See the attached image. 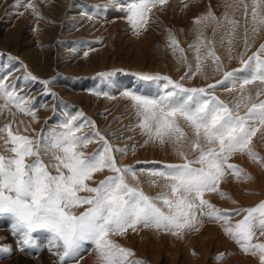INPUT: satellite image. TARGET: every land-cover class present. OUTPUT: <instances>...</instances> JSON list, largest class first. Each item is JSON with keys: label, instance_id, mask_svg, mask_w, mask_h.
I'll use <instances>...</instances> for the list:
<instances>
[{"label": "snow or ice", "instance_id": "snow-or-ice-1", "mask_svg": "<svg viewBox=\"0 0 264 264\" xmlns=\"http://www.w3.org/2000/svg\"><path fill=\"white\" fill-rule=\"evenodd\" d=\"M20 3L16 0L12 7ZM167 3L168 0H106L81 15L92 20L114 9L124 13L133 33L140 35L151 23L153 9ZM26 7L40 15L31 0ZM224 7L226 10L219 17L209 7L193 20L197 36L188 47L194 50L195 70L168 30V47L173 54L179 52L178 62L186 65L184 74L173 80L168 75L134 73L139 80L154 83L155 91L146 93L138 86L120 91L135 112V127L146 137L145 144L170 145L179 162H151L152 167L139 170L135 165L118 164L115 153L126 154L127 146H114L82 112L66 113L56 127L41 130L35 136L14 131L11 123L0 126V141L10 153H0V222L8 221V233L15 238L14 245L0 244V253L38 251L46 246L58 258L57 264H72L74 260L79 264L77 257L90 244L98 264H143L133 259L131 249L112 237H123L129 230L136 232L139 226L180 236L186 230H199L202 218H207L219 223L223 233L243 253L258 257L259 264H264V241L257 240V233L264 236V200L251 207L224 209L205 198V194L212 193L237 203L221 188V182L229 175L236 181L252 179L242 167L230 162L237 154H246L264 170V157L252 147L253 138L264 129V42L245 58L249 35L254 37L264 29V0H224ZM229 9L243 17V47L236 57L233 42L241 21L229 15ZM209 23L213 25V37L226 25L219 43H227V59H238L239 67L225 70L224 61L215 50L217 41L204 36ZM209 60L220 78L199 87L185 86L183 81L193 77L207 79L204 69ZM7 70L6 65H0V110L11 105L35 120V98L18 94L15 82L6 83L8 76L3 73ZM112 75L97 73L109 83ZM41 83L45 94L55 95L47 87L49 80ZM250 86H255V91ZM218 89L234 93L232 99H221ZM91 91L114 98L108 91ZM86 126L91 127L88 133L83 131ZM93 142L98 143L95 150L83 151ZM44 156L51 157L48 163ZM104 170L111 174L92 186L95 174ZM141 175L147 176L153 187L163 181L162 190L155 195L146 194L139 186ZM129 177L136 183H129ZM81 207V211H75ZM241 214L240 219H231ZM40 232L48 234L46 245L38 240L36 234ZM226 255L220 253L215 259Z\"/></svg>", "mask_w": 264, "mask_h": 264}, {"label": "rangeland", "instance_id": "rangeland-1", "mask_svg": "<svg viewBox=\"0 0 264 264\" xmlns=\"http://www.w3.org/2000/svg\"><path fill=\"white\" fill-rule=\"evenodd\" d=\"M28 2L29 0H21L18 7H12L16 4V0H0V33L2 31L0 34V65L7 66L8 70L3 73L8 76L6 83L15 82L18 94H27L29 98H35L34 107L37 118L33 120L31 115L19 112L9 105L8 108L0 110V126L11 123L14 131L18 130L21 134L35 136L41 130L47 131L49 128L56 127L66 118V113L76 115L78 112H82L84 117L95 122L96 129L114 146L121 148L127 146L126 154L115 153L118 164L135 165L139 170L152 167L151 162H160L161 164L179 162V157L173 153L170 145L161 146L151 142L145 144L146 137L135 127L137 122L135 112L130 102L120 96V91L125 87L135 86L134 83L138 78L134 73L168 75L173 80H179L184 74L186 65L182 61L178 62L179 52L173 54V51L168 47V30L172 31L179 46L185 50L188 62L193 65V70H195L194 50H190L188 47L197 36V28L193 24V20L206 13L209 7L218 17L221 16L226 10L224 0H168L163 8L158 6L153 9L155 15L147 29L140 35H135L131 31L130 25L123 18L125 14L114 9L110 8L103 15L92 20L81 15L85 11L91 12L93 5H102L106 0H31L40 13L39 16H36L32 9L26 7ZM121 2L125 3L122 0ZM228 13L241 21V26L237 29L236 39L233 42V56L236 57L243 47V17L240 12L233 13L230 9ZM120 22L127 28L126 31L129 34L126 36L132 39V41H126L122 46L117 43L116 39V34L120 31L117 23ZM212 27L213 25L209 23L208 27L204 29V36L217 41L215 50L224 61L225 70L239 67L238 59L233 58L230 61L227 59V43H219L226 25L217 30L215 37L212 36ZM262 42H264V29H261L259 34L254 37L249 35L250 47L245 53V58L251 55ZM45 50L48 52L47 56L44 55ZM85 52H88L87 56L84 55ZM203 52L202 49L201 54ZM13 57L16 59H12ZM90 69L92 70L90 71ZM101 72L113 73L110 78L111 83L97 76V73ZM204 73L207 79L204 76H197L185 80L183 83L187 87H199L214 82L221 75L213 71L210 60L205 65ZM28 74L36 79H30ZM53 77H55L54 80ZM124 78H128L126 83L123 82ZM44 80L50 81L47 87L55 94L54 96L45 94V86L41 83ZM250 87L252 91H255V86ZM93 89L108 91L114 98L94 95L91 91ZM217 95L227 102L232 99L234 93L218 89ZM0 104H3L2 100H0ZM42 105H47V107H42ZM126 125L127 127H125ZM25 128L28 129L27 132L24 131ZM83 131L88 133L91 131V127L86 126ZM97 147L98 143L93 142L88 144L83 151L91 153ZM252 147L261 157H264V129L253 138ZM0 153L10 154L5 151L3 141H0ZM190 155L192 154L190 153ZM43 159L45 163H48L51 157L44 156ZM137 161L141 163L137 164ZM230 162L238 164L252 177L249 181H236L229 175L221 182V188L237 203L233 204L212 193L205 194V198L217 207L224 209L251 207L264 200V170H261L260 163L250 160L246 154H237ZM50 170L55 171L54 169ZM110 174L107 170L97 173L90 183L95 186L96 181ZM128 181L132 184L136 183L131 177L128 178ZM147 181V176H140L139 186L146 194L155 195L162 190L163 181H160L155 187ZM81 210L82 207L75 211ZM242 215L232 216L231 219L238 220ZM0 223L7 227L4 234L0 230V244L14 245L15 238L8 233V221L3 220ZM40 234H36L39 242L46 245L47 238L42 239ZM218 234L220 236H217ZM44 235L48 236L47 233ZM5 237L7 238L5 239ZM40 237L44 241H41ZM211 237H216L218 240L217 247L214 245L207 247L208 241L214 242L210 239ZM112 238L123 247L131 249L134 253L133 259L140 260L143 264H179L182 257L185 258L186 264H191L190 261L199 262L198 264L203 262L204 264H229L232 257L237 255V250L245 255L242 257L243 259L251 257L258 261V257L243 253L238 245L223 233L219 223L207 218H202L199 230H186L180 236L172 235L165 230L158 231L151 227L139 226L136 232L129 230L123 237L114 236ZM257 240L264 241V236L257 233ZM227 241L230 245L225 244ZM228 247H232L233 251L228 250ZM45 249H47L46 246H43L38 251H20L19 253V250H14L12 253H0V262L11 260L15 254H21L27 258L34 255L38 257ZM204 252L207 254L205 255ZM220 253L227 255L223 259H215ZM48 254L53 257L49 258L50 262L57 264L58 258L51 252ZM87 254L91 255L89 264H98L90 244L86 245V250L77 257L79 264H83L81 261ZM38 261L42 263V257H38ZM239 262L240 260L236 263L233 261V264H239ZM17 263L19 264V262L13 264ZM72 264H77L76 260Z\"/></svg>", "mask_w": 264, "mask_h": 264}, {"label": "bare ground", "instance_id": "bare-ground-1", "mask_svg": "<svg viewBox=\"0 0 264 264\" xmlns=\"http://www.w3.org/2000/svg\"><path fill=\"white\" fill-rule=\"evenodd\" d=\"M123 2H125V3H129L131 0H122ZM157 11V10H156ZM155 12V11H154ZM155 15V14H154ZM159 16V15H158ZM118 25H119V32L116 34V39H117V43L120 45V46H122V45H124V43L126 42V41H132V39H130V37H128V36H126V34H129L128 33V31H126L127 30V28L123 25V23L122 22H120V23H117ZM128 25V24H127ZM128 27V26H127ZM12 29V28H11ZM13 31H14V29H13ZM132 31V30H131ZM19 32V31H18ZM1 33H2V31H1ZM0 33V34H1ZM4 33H5V31H4ZM10 33H12V32H10ZM17 33V32H16ZM13 34V33H12ZM11 34V35H12ZM21 35H23V34H21ZM126 36V37H125ZM128 37V38H127ZM51 45V44H50ZM50 45H48V46H50ZM8 46V45H7ZM19 47V46H18ZM9 48V47H8ZM51 48V47H50ZM46 50H48V47H46ZM46 50H45V54L44 55H46L47 56V53L48 52H46ZM26 51V50H25ZM33 57V56H32ZM37 66V65H36ZM88 68V67H87ZM86 69V68H85ZM89 69V68H88ZM88 69H86V70H88ZM75 70H77V69H75ZM84 70V69H83ZM85 70V71H86ZM92 69H90V71H91ZM125 77V76H124ZM128 80V78H124V80H123V82H125L126 83V81ZM129 82V81H128ZM134 85L135 86H138L139 87V89L140 90H143V91H145L146 93H152V92H154L155 91V84L154 83H149V82H144V81H141V80H139V79H137L136 80V82L134 83ZM69 93H71V92H69ZM7 227L4 225L3 226V224H1L0 223V230L1 231H3V234L5 233V231H7V229H6ZM0 231V232H1ZM41 234L39 235V236H41L42 237V239L43 238H47L46 236L47 235H44L46 232H40ZM7 234V233H6ZM207 234V233H206ZM217 236H220V234H218ZM41 237H40V239H41ZM41 239V241H44V240H42ZM210 239H212V240H214V242L212 243V242H209L208 241V243H206V244H208V246L207 247H210L211 245H214V246H216L217 247V244H216V242H218V240L216 239V237L215 238H210ZM226 240V239H225ZM45 243V242H44ZM43 244V243H42ZM225 244L227 245V244H229L230 245V243L227 241V242H225ZM210 245V246H209ZM176 247V246H175ZM197 247V246H196ZM225 247H227V246H225ZM47 248V247H46ZM232 248V247H231ZM231 248H227L228 250H232L233 251V249H231ZM176 249V248H175ZM154 250V249H153ZM196 251H198L197 249H195ZM207 250V249H206ZM205 251V250H204ZM238 252H237V255L236 256H234V257H232V260H230L229 261V264H233V261L236 263L238 260H240V262H239V264H259V262L257 261V259L256 258H251V257H245L244 259L242 258V257H244L245 255H243L239 250H237ZM48 249H45V251L44 252H42L41 254V256L39 255L38 257L40 258V257H42V259H43V262L42 263H40V261H38V257L36 256V255H34V256H32V257H29V258H27V256L25 257L24 255V257L23 256H21V254L19 255V254H15L14 256H13V258L11 259V260H9V261H5V262H0V264H13V263H16V262H19V264L21 263V264H53L52 263V261L50 262V260H49V258L50 259H52L53 257H51V256H49L50 254H48V253H50V252H48ZM177 252V251H176ZM183 252V251H182ZM235 252V251H234ZM19 253H20V251H19ZM52 253V252H51ZM90 253V252H89ZM173 253H174V250H173ZM172 253V254H173ZM205 253V255L207 254L206 252H204ZM40 254V253H39ZM176 255L178 254V252L177 253H175ZM174 254V255H175ZM85 255V254H84ZM175 255V256H176ZM91 255H89V254H87L86 255V257H84L83 259H82V263L83 264H87L89 261H90V257ZM171 256V255H170ZM181 257V256H180ZM186 257V256H185ZM166 258V257H165ZM176 258V257H175ZM173 260V259H172ZM42 261V260H41ZM169 261V260H168ZM198 261H199V259H198ZM197 261V262H198ZM154 262V261H153ZM187 262H186V260H185V258L184 257H182V258H180V260H179V264H186ZM190 263L191 264H198V263H193V262H191L190 261ZM18 264V263H17ZM56 264V263H55ZM89 264V263H88ZM202 264H204V262L202 263Z\"/></svg>", "mask_w": 264, "mask_h": 264}]
</instances>
